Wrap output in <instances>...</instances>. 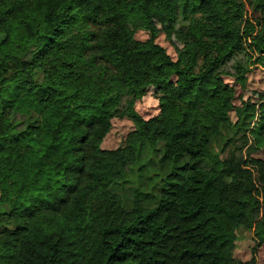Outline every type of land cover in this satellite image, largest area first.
<instances>
[{
	"label": "trees",
	"instance_id": "trees-1",
	"mask_svg": "<svg viewBox=\"0 0 264 264\" xmlns=\"http://www.w3.org/2000/svg\"><path fill=\"white\" fill-rule=\"evenodd\" d=\"M255 64L264 0H0V264H256L233 251L264 244V96L225 81Z\"/></svg>",
	"mask_w": 264,
	"mask_h": 264
},
{
	"label": "rangeland",
	"instance_id": "rangeland-1",
	"mask_svg": "<svg viewBox=\"0 0 264 264\" xmlns=\"http://www.w3.org/2000/svg\"><path fill=\"white\" fill-rule=\"evenodd\" d=\"M157 15L153 13V19L157 21ZM131 40H144L147 38L145 31L139 30L134 33ZM157 42L163 45L167 52L175 58V47L181 46V39L177 35H172L168 40L163 34L157 37ZM234 93L235 105H240L242 101L258 102L264 96V67L253 65L248 73V80L245 88L238 86L231 78L225 76ZM174 85V79L171 78L166 85L150 86L145 95L135 103L136 111L144 118L148 119L159 113L166 105V95L168 90ZM132 125L127 119L117 118L112 120V128L106 135L102 146L114 148L120 145L126 134L130 131ZM255 157L264 158V148L255 154ZM254 254H253V249ZM234 257L241 260H248L254 255L256 264H264V244L256 246L253 234L250 231L239 229L233 251Z\"/></svg>",
	"mask_w": 264,
	"mask_h": 264
}]
</instances>
